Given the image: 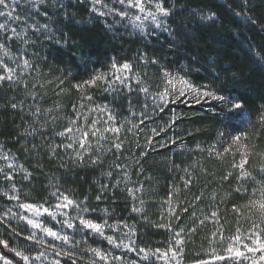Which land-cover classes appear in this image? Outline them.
<instances>
[{"label":"trees","instance_id":"1","mask_svg":"<svg viewBox=\"0 0 264 264\" xmlns=\"http://www.w3.org/2000/svg\"><path fill=\"white\" fill-rule=\"evenodd\" d=\"M28 1L21 2L13 12V17H19L13 19L14 29L25 33L24 39L9 40L12 32L0 31V43L10 56L21 65V57L31 64L24 71L13 65L17 80L0 82V150L31 173L27 181L23 175H15L20 195L49 203L53 200L50 193L58 188L77 202L86 198V206L94 210L89 212L93 219L127 223L135 229L136 244L148 249L161 248L171 241L173 232L166 227L171 223L174 231L181 227L185 230L183 263L205 261L206 253L217 246L218 237L211 235L214 224L218 222L227 231L247 226L252 217V193L264 187V173L260 171L264 167V0H164L171 12L163 17L161 29L135 36L122 23L95 15L87 0ZM210 12L216 13L214 22L200 19ZM28 25L47 28L37 33ZM113 59L129 62L150 92L141 93L139 86L131 90L87 85L77 89V84L89 80L97 70H107ZM164 71L182 74L198 89L207 86L240 99L243 108L227 128L214 116V101L206 109L179 101L158 112V98L151 101L150 97L155 89L166 87ZM82 95L92 100L82 101ZM96 105L107 106L116 115V125L123 123L119 133L122 148L112 147L115 134L111 133L105 140L90 136V150L83 160L75 159L78 144L73 149L57 148L53 153L52 147L70 142L68 134L56 135L70 126V120L87 130L93 119L102 118L99 112H89ZM144 110L152 112L150 119L129 132L132 125L126 121L136 123ZM97 127L103 128L101 124ZM235 135L242 137L238 144H232ZM150 137L153 146L149 150ZM213 145L216 152H210ZM229 145L231 150L225 153ZM237 146L251 153L247 165L251 178L243 183L233 168L232 151ZM97 157L98 162L93 164ZM230 172L232 175L224 179ZM189 175L191 184L185 188ZM137 188L142 191H135ZM127 189H133L134 195ZM170 192L171 208L177 210L179 220L172 217L166 202ZM98 195L102 196L100 200L96 199ZM134 207L142 212H133ZM234 207L239 212L233 211ZM184 208H188L187 213ZM212 211L218 213L216 222L199 225V220ZM194 225H199L197 230L189 233L187 229ZM0 233L10 245L22 246L23 241L2 226Z\"/></svg>","mask_w":264,"mask_h":264},{"label":"snow or ice","instance_id":"2","mask_svg":"<svg viewBox=\"0 0 264 264\" xmlns=\"http://www.w3.org/2000/svg\"><path fill=\"white\" fill-rule=\"evenodd\" d=\"M15 2V0H13ZM43 2V0H41ZM94 6L92 11L96 12L99 16H105L109 13H114L122 18L130 19L134 27L144 30V20H151L156 28H161L163 26V21L160 17H167L170 15L171 9L165 7L164 0H118L121 5H124V10L117 11L113 7H108L103 0H91ZM0 6H3L4 9H9L8 11H0V17L7 16L10 19H19V17H13V10L10 9V5L6 2V0H0ZM99 8H106L107 11H100ZM136 9L138 13H142L143 15H134L129 16L127 9ZM240 15V13H237ZM200 19L206 22H214L216 19V13L210 12L207 14H203L200 16ZM255 23V21H251ZM28 27L32 28L34 32L39 33L42 28L46 29V25H28ZM166 30V29H165ZM0 31H9L6 24H0ZM12 32L11 36H8L7 39H24L25 33H18L16 29H10ZM47 39H51L50 36L46 37ZM25 43H28L27 40H24ZM59 43V41H57ZM0 50H3L4 56H10L9 50L6 46L0 43ZM143 59V58H142ZM261 60L264 61V56L261 57ZM151 63H157L156 60H152ZM17 67L21 68V71L26 70L31 67L30 62L27 59H22V65L17 63ZM0 82L7 81L12 82L17 80V70L16 68L8 67L7 64L0 59ZM133 66L129 62L118 63L115 59H113L110 64L108 72H96L94 75L90 77L89 80L84 81L83 84H77L76 87L79 90H83V88L87 86H103L105 90L113 89L116 86H123L126 88H130V81H134L136 85L139 86V91L147 95L150 92V88L145 86L144 82L141 80L139 75H132ZM163 78L166 84L165 90L163 92L155 93L159 97L160 101L167 103L166 97L171 93L179 92V96H184V89L187 88L189 91L199 93L200 97L211 99L216 102V108L214 110V116L218 120V122L225 128L231 126V121L235 115H237L240 110L243 108V102L240 99H236L234 97H230L228 95L219 94L218 91L210 90L207 86L203 90L195 89L189 83V81L183 79L182 77L175 76L167 71L163 72ZM177 85L181 87L178 89ZM88 100L91 101L92 97L87 95H82V101ZM11 107L16 108V104H12ZM74 110L76 106L74 105ZM163 110V109H161ZM89 112H99L101 116H106V119L103 121L93 119L91 124L88 126L87 130H81L76 127V121L70 120V126L65 128L64 131L57 132L58 136H65L68 134L69 143L61 144L52 147L51 151L55 153L57 148H66L73 149L74 145L78 144V148H75V159L83 160L84 154L90 150L89 145V137H96L98 140H105L107 137L104 136L105 132L115 134V140L113 141L112 147L117 150L122 148V142H119V133L123 128V123L116 125V115L112 113L107 106L96 105L94 108H90ZM80 115V113H77ZM143 119L140 120L139 124L133 123L131 121H126V123H131V127L128 129L129 132H132L134 129H138L141 124L144 123V120L149 119L146 113H140ZM87 118V117H85ZM261 122L264 123V113L261 114ZM103 123L106 125L105 127H97L98 124ZM153 133L158 134L156 129L151 130ZM160 131H164L163 128ZM76 132L78 135L73 136L72 133ZM221 138H223V133L220 134ZM241 135H235L231 137L232 144H238L241 141ZM243 139H247V135L245 134ZM150 142V141H149ZM174 143V141H173ZM246 147V146H245ZM231 150V145L224 149V152L227 153ZM99 151V149H97ZM210 152H216V146L213 145L210 148ZM217 155H220L217 152ZM251 153L246 149L241 154V159L239 163H234L233 168L239 170V175L237 179L243 183L245 180L251 178V173L247 170V165L249 163V157ZM0 160L9 161V155H0ZM99 157L97 159L92 160L93 164L97 163ZM7 169H11L13 171L9 172L5 168L0 167V178L4 181L12 183L15 179V175L17 172L24 173L23 179L25 181L29 180L31 177V173L27 171L22 165L18 167L9 162L7 164ZM187 171V169H185ZM260 171L264 173V167H261ZM111 175V173H108ZM126 175V174H125ZM232 173H228L224 179H228V176H231ZM191 184V175L185 180V188L189 187ZM107 187L103 185L102 188ZM240 189H236L239 191ZM130 195H134L132 189H127ZM135 191H142V188H137ZM261 191V199L260 200H252L250 201L249 206L255 207L261 216V224H257L253 222L251 229H249L247 239L250 241L249 243L242 244V236L239 235L241 229L237 227L236 232L237 235H233L230 240L235 243H230L228 247L223 249L225 254H214V259L217 261H224V264H228L229 261H234L235 264H242L243 260L248 259L245 255V252L248 253H261L259 256V262H264V187L260 189ZM0 194L7 197L9 200L16 201L17 207L21 210L20 212L13 211L11 208L0 212V226H7L10 228L11 232L20 235V232L17 231V226L15 224H11V221L23 222L28 228V235L24 237L25 240L32 241L36 245H41L47 243L45 237H49L52 240L59 241L61 244L69 245L68 250L63 248L54 249L56 256H67L71 260V264H77V260L74 258L75 253L72 249L79 247V241H73V237L64 233L63 231L54 230L52 227L47 226L42 217L48 216L51 220L56 221L58 224L62 226V228L67 229H77L78 231L86 232V234H96L99 237L105 239L108 244H110L113 248H121L125 249L128 252H138L141 254L142 260H148L150 256H154L157 261H163L164 264H171L172 261H175L176 264H180V259L183 246L185 244L184 239V228H180L179 231H174L171 223H169L166 227L168 231L174 232L172 236V241L169 242V248L165 252H161L160 249H155L154 251L151 249L145 248H136L135 240L132 239V236L135 234V229L129 226L127 223L124 224V228H127L128 231L123 233V237L107 235L106 229H111L113 232L116 231V226L111 225L104 220L102 222H97L96 220L89 218L86 216V213L90 211H94L86 206V198L85 200L77 202L75 199L67 195L66 193L61 192L58 188L55 191H52L50 195L56 200L54 205H47V203H28V202H20V196L17 194V190L15 184L12 183V187L9 191L0 192ZM102 196L98 195L96 197L97 200H100ZM213 198H215V194H213ZM173 199V193L170 192L168 196V200L166 201L170 206V214L174 219H181V217L177 214V210L171 208V202ZM196 200H200L201 197H195ZM144 201L141 200V204ZM73 209L75 211V215H72L67 210ZM133 212L141 213V208H133ZM183 212L187 213L188 208L182 209ZM233 211L239 212L238 209L234 207ZM23 213H29L30 215H23ZM242 215V213H239ZM60 217V219H58ZM192 218H195V212L192 213ZM218 219V213L216 211H212L210 215H205L203 219L199 220V225H203L207 221L215 222ZM199 225H194L187 229L189 233H194L197 230ZM160 227H165V225H158ZM37 230L41 233V235L37 236ZM212 237H219L221 241L225 239L223 233L220 229H217L213 232ZM174 241V244H173ZM210 243L213 241L210 240ZM49 247H52L51 244H48ZM0 248L6 249L7 251L14 252L15 256L24 262V264H29L30 259L32 261L39 260L42 257H45V253L41 251L38 255L34 257H30L29 255H25L23 251L19 249H14L10 247V242L5 237L0 239ZM86 251L91 252L94 257H96L99 261L103 262V264H112L113 261L120 262V264H128L125 257L122 255H113L110 252L98 249V248H88ZM46 258V257H45ZM0 260L4 261V264H11V261L7 260L3 255H0ZM258 262V264H259ZM53 264H60L59 260H55ZM91 264H96V260H92ZM135 264V262H133ZM199 264H207L206 261H200Z\"/></svg>","mask_w":264,"mask_h":264},{"label":"rangeland","instance_id":"3","mask_svg":"<svg viewBox=\"0 0 264 264\" xmlns=\"http://www.w3.org/2000/svg\"><path fill=\"white\" fill-rule=\"evenodd\" d=\"M30 1H33L35 3L39 2V0H30ZM87 1L90 3V6H91L90 10L91 11H92L93 7H99V6H94L92 4L91 0H87ZM6 2L10 5V9H12L14 12L16 9V6L20 5L21 2H26L28 4L29 1L28 0H15V2H13V0H6ZM103 2L108 7H113L117 11L124 10V8H125V6L121 5L118 2V0H103ZM8 10L9 9H4L3 6H0V11H8ZM99 10L100 11H107L106 8H99ZM127 11L129 13V16H134L137 14L143 15L142 13H138V11L134 8L127 9ZM93 13L95 15L99 16L96 12H93ZM101 17L108 19L109 22L115 21V23L118 25H120V23H122L123 28L130 30L131 33H133L132 35H134V36L135 35H143V34L147 35L148 33H153V32L159 31V29H161V28H156L150 19L144 20V30L141 31L140 29L133 26L132 21L130 19L122 18L118 15H115L114 13H109L108 15L101 16ZM160 19L162 20L163 17H160ZM0 22H1L0 24H6L9 31H10V29H14L16 26V21L8 18L7 16L0 17ZM109 27H110V24H109ZM2 32H5V31H2ZM22 59H25V57L24 58L21 57V59H20L21 62H22ZM2 60L7 64L8 67H13V65H16L17 61H18L15 57L12 58V56H4V58ZM109 67H110V64L108 65L107 70H105L103 72H105V73L108 72ZM13 68H15V66ZM1 71H2V69H1ZM96 72H102V71L97 70ZM132 75H136V73H134L132 71ZM175 76L182 77L183 79L188 81V79L185 78L182 74H178ZM129 83H130V88H126V87L118 85L115 88L109 89V90H115L116 88H121V87H123L124 89H127V90H131L132 87L135 88L138 86V85H136V83L134 81H130ZM180 87H181L180 85H177L178 89ZM192 87L195 89H198L197 87H194V86H192ZM203 89L204 88H202L200 90H203ZM104 90H105V88H104ZM164 90H165L164 87H162L160 89H155L154 93L152 94V97H150L151 101H154L153 100L154 98H158L157 102H158L159 106L156 107L158 112H161L162 108H167L170 104H176L179 101L184 102L186 104V106L197 105V106H200V108H204V109L207 108V106H206L207 104L213 102L211 99L200 97L199 93L189 91L187 88H185L184 89V92H185L184 96H179V92H176V93L170 92V94L166 97L167 103H165L163 101H160L159 97L157 95H154L155 93L163 92ZM144 113H146L148 117L150 115H152V112L147 111V110H144ZM104 119H106V116H102V118H97V120H101V121H103ZM141 119H143V117H141V115L139 114L138 115V121H136V123L139 124ZM149 119L144 120V123L146 121H148ZM100 124L102 125V127L106 126L103 123H100ZM115 124H117V122H115ZM105 133H109V132H105ZM110 135H111V133H109L108 135H105V136L110 137ZM151 140L152 139L150 137L149 138L150 142H148V147H147V149H149V150L153 146V143L151 142ZM109 141L112 142L113 140L109 139ZM245 150L246 149L244 147L237 146V148H235L232 151V153L235 152V155L233 154L234 155L233 164L239 163V161L241 159V154ZM0 155H7V154L4 151L0 150ZM9 162L14 163L18 169L19 165H17L11 158H9V161L0 160V167L5 168L9 172L13 171L11 169H7V164ZM17 174L24 175V173H22V172H17ZM236 175H237V177L239 175L238 169L236 171ZM263 176H264V174H263ZM12 183L15 184V180ZM12 183L6 182L2 178H0V192L9 191L12 187ZM15 187H16V185H15ZM16 190H17V194L20 196V202H28V203H36V204L41 203V202L38 203V202L31 201L27 197H22L17 188H16ZM252 194L255 195L253 200L258 201L261 199V191L254 192ZM55 203H56V200L53 198V200L51 202L47 203V205H54ZM8 208H11L13 211H16V212L21 211L17 207L16 201L9 200L4 195L0 194V212H3L5 210H7ZM249 210H250L249 213L251 214L252 217L250 220H248V222H249L248 225L245 227L244 226H236L231 231H227L226 229L221 227V225L218 222L216 224H214L216 221L215 222L209 221L210 223L214 224V227L212 229V233L215 232L217 229H220V231L223 233V236L225 237V239L223 241H221L218 237V241L216 242L217 246L212 247L206 253L205 261H217L214 259V254H225V255H227L226 253L223 252V249L228 247L230 243H235L234 241H231L230 238L233 235L238 234L236 232L237 227H239L241 229V232L239 233V235L242 236V244L250 242L247 239L249 229H251L253 222H255L257 224H261V216L255 207H250ZM67 211L69 213H71L72 215H75V211L73 209H68ZM21 214L30 215L29 213H23V212H21ZM85 215L88 216L89 218L93 219V217H91V215L89 213H86ZM42 219L45 221L47 226L52 227L54 230H57V231H63L64 233L73 237L74 242L75 241L80 242L79 247L72 249V251L75 253L74 258L77 260V264H91L92 260H96V264H103V262L99 261L96 257H94L91 252L86 251V249H88V248H98V249L110 252L113 255H122L125 257L128 264H133V262H135V264H164L163 261H157L154 256H150L148 260H142L141 254H139L138 252H128L125 249L113 248L110 244H108V242L105 239H103L102 237H99L96 234L88 235V234H86V232L78 231L77 229L62 228V226L60 224H58L56 221L51 220V218L48 216L42 217ZM58 219H60V217H58ZM104 220H106V219L103 218L102 221H104ZM102 221H97V222H102ZM11 224H15L17 226V231L20 232V235H16V234L12 233L10 228H8L7 226H2V227H4L6 230H8L13 236H15V237L19 238L21 241H23V243H22V246L10 245V247H12L14 249H19V250L23 251L25 255H29L30 257H34V256L38 255L41 251H43L45 253L46 258L42 257L41 259L35 260V261H32L30 259L29 264H53V262L55 260H59L60 264H71V260L67 256H56L55 251H54V249H60V248L68 250L69 245L61 244V242L52 240L49 237H45V240L47 241V243L41 244V245H36L32 241H28V240L24 239V237L26 235H28V228L26 227V225L23 222L11 221ZM109 224H111V223H109ZM124 224L125 223H121V222L111 224V225L116 226V231L113 232L111 229H106V234L107 235H113V236H119L122 238L123 233L128 231L127 228H124ZM262 227H264V225H262ZM175 231H178V230H175ZM173 234H174V232H173ZM39 235H41V233L37 230V236H39ZM3 238H5L4 235L2 233H0V239H3ZM90 238L94 239V242H90L89 241ZM132 239L134 240L133 236H132ZM170 240L172 241V237ZM48 244H51L52 247H49ZM173 244H174V241H173ZM135 247L137 249L138 248H144V247L138 246L136 243H135ZM168 248H169V242L166 243L165 246L158 248V249H160L161 252H165L168 250ZM145 249H148V248H145ZM151 250L154 251L155 249H151ZM260 254L261 253H259V252H257V253L245 252V255L248 257V259L243 260L242 264H258ZM0 255H3L7 260L11 261V264H24V262L22 260H20L18 257L15 256L14 252L7 251L6 249L0 248ZM179 259H180V264H185V263H183L182 257H179ZM0 264H4V261L0 260ZM112 264H120V262L113 261ZM171 264H176V262L172 261ZM228 264H235V262L229 261ZM259 264H264V262H259Z\"/></svg>","mask_w":264,"mask_h":264}]
</instances>
